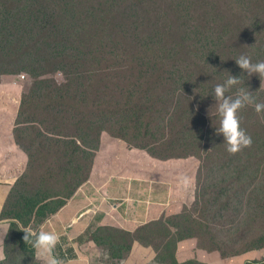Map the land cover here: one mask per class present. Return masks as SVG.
I'll list each match as a JSON object with an SVG mask.
<instances>
[{
  "label": "trees",
  "instance_id": "obj_1",
  "mask_svg": "<svg viewBox=\"0 0 264 264\" xmlns=\"http://www.w3.org/2000/svg\"><path fill=\"white\" fill-rule=\"evenodd\" d=\"M158 1L164 3L162 27L153 20L158 11L155 9ZM226 1L61 0L62 9L59 10L52 8L48 1L39 7L35 0H0V46L16 64L14 73L6 69L7 63L2 64L0 84L8 73H29L34 78L31 87L21 95V109L15 128L17 145L23 150L20 154L28 157L29 164L14 187L3 213H0V224H11L8 241L13 242L11 246H6L7 259L2 264L14 260L17 264H35V250L31 244L24 242L25 233L21 228L41 230L93 181L105 132L131 147L139 148L137 150L151 159L200 158L203 163L199 182L202 181L206 161L212 160L215 169L226 170L220 178L233 179L235 185L241 169L236 159L264 153V123H258L257 116L260 115L251 105L240 109L237 115L241 128L251 136L252 144L230 155L226 151L223 135L216 132L220 117L213 106V95L207 94V86L199 90L189 89L191 78L208 79V75L199 65L194 72L191 64L182 60L202 57L205 51H209L210 57L215 55L216 42L209 35L208 27L213 22L220 25L215 16L228 9ZM253 4L258 10L255 25L259 29L264 24V0H253ZM198 10L213 15L212 20L200 17ZM139 21L147 24L149 37L142 38L140 33L135 32ZM123 25L128 27L135 39L145 42L146 55L138 57L137 61L132 59L127 73L135 75L134 64L137 63L142 77H136L130 85L126 79L118 81L110 75V71L118 69L119 59L123 63L124 60L118 57L116 49H108V40L112 37L106 35V31L115 32ZM243 29L250 30V25H243ZM252 33L249 32V35ZM38 34L42 38L35 42ZM254 38L257 42L261 36ZM15 45H18L15 53L19 58L11 54ZM140 49L139 46L137 51ZM43 53L48 56L44 61ZM238 57H231L235 62L234 69L225 67L222 73L216 74L217 78L210 77L212 90L230 75L239 77L240 83L226 92V96L235 98L239 89L250 91L263 88L261 83L252 81L240 69L235 60ZM250 58L253 63L260 61ZM172 63L177 64L173 70L167 71ZM45 64L59 70L63 76L46 77L48 69ZM150 72L162 79L153 89L145 90L143 79ZM251 95L256 102L260 100L257 94ZM4 97L0 94V100ZM206 104L208 112L204 111ZM92 105L93 111L89 110ZM66 110H76L78 116L83 117L72 123L65 115ZM234 168L237 170L235 174L232 173ZM206 186L198 195V200L200 196L205 203L210 201L214 190V187ZM251 191L256 193L261 189L253 187ZM231 197L229 195L225 203H232ZM221 198L219 193L216 200ZM219 205L220 210L227 208L226 204ZM182 220L189 223L191 217L179 214L173 220L168 218L167 221L143 225L136 231L115 225H100L90 237L95 243L92 251L96 259L120 263L139 253L137 244L140 243L142 251L146 247L154 250L157 260L164 264L168 261L171 264H205L195 258L183 262L178 259L179 244L198 236L192 226L199 224L192 221L191 225H184ZM156 225H163L162 231L166 232L164 236L167 238L163 237L162 244L156 243L149 235L158 233ZM174 226L178 228L176 232ZM66 246L67 243L59 244L56 252L65 264H69L68 261L74 259L77 252L74 246L68 250ZM263 247L264 237H257L236 254ZM246 264H264V258Z\"/></svg>",
  "mask_w": 264,
  "mask_h": 264
},
{
  "label": "rangeland",
  "instance_id": "obj_2",
  "mask_svg": "<svg viewBox=\"0 0 264 264\" xmlns=\"http://www.w3.org/2000/svg\"><path fill=\"white\" fill-rule=\"evenodd\" d=\"M46 1L49 2L52 8L59 10L62 9L61 0H35V3L41 7ZM239 1L241 3V7L239 6ZM226 4L229 10L226 9L215 16V21H220V25H214L213 22V25H209L208 27L209 35L216 42L215 55L210 57L211 54L209 55V51H205L202 57H197L196 59L183 58L182 60L186 64H191V68L194 72L197 71V65H199L203 69V73L208 75L209 80L206 77L205 79L191 78L189 85L190 90H192V88L199 90L207 86V94H211L212 83L210 77L214 76L217 78L216 74L222 73L225 67L234 69L235 62L232 59L234 56H240L243 54L249 57L257 58L260 61H264V24L261 25L259 29H256L255 15L257 14L258 10L253 4V0H227ZM163 5L164 3L162 1H158V5L155 8L158 11L153 16V20L157 22L160 27H162L164 23V20H162L163 13L165 12ZM168 13L171 14V11ZM197 13H199L200 17H207V19L212 20L213 15H207L203 10H198ZM245 24L250 25V30L243 29V25ZM146 26V23L142 24V21H139V28L137 31H135L136 33H140L142 38L149 37V29ZM175 28L178 29L176 24ZM249 32L253 33L249 35ZM106 35L109 37L111 36L113 39L112 40L110 38L108 40V49L110 50L111 47L116 49L118 51V57L123 58L125 63L124 64L123 61L119 59L117 67L118 69L110 71V75L114 78H117L118 81L126 79L130 85L132 80L136 79V77H142L140 66L137 63L134 64L135 75L127 73L131 69L130 63L132 59L137 61L138 57L146 55L144 46L145 42H140L139 39H135L126 25H123L122 29H118L115 32L107 30ZM257 35L261 36V38L255 42L254 40L256 39L254 37H258ZM40 37L41 34H38L37 40L35 42H38ZM139 46L141 49L137 51ZM17 49L18 45H15L14 52H11L10 50L9 52L13 54V57L19 58L20 56L15 53ZM3 52L4 50L0 46V69H2L3 63H7L6 69L12 71L11 73H14L13 71H15L16 64L13 63V60L9 59ZM42 56L45 57L46 53H43ZM47 58L48 56L42 59V61L46 60ZM176 64L177 63H172L168 67L167 71L173 70ZM46 68L48 69L46 72V77L56 78L63 76L59 70L52 66L47 67L46 65ZM11 73L5 74L7 76L3 77L2 82H5L4 85L6 86L11 84V88L15 90L13 92L15 96L17 93H20V95L24 93V91L31 87L32 83L34 82V78H32L29 73ZM152 73L153 72H150V74L143 79L145 90L153 89L161 82L160 80L162 77H154ZM196 74L197 73H194V75ZM23 76H25V78ZM250 78L252 81L261 83L260 78L257 76L252 75ZM262 86V89H250L251 94H257V98L260 99L257 102H264V84H262ZM212 102L213 106L218 109L215 99L212 100ZM89 110H94L93 105L89 108ZM204 111L208 112L207 104ZM65 115L72 120V123L83 117L78 116V112L76 110H66ZM257 121L258 123L261 122L260 116H257ZM246 125L249 126L247 122ZM137 149L139 148L131 147L127 142L117 139L110 133L105 132L103 136L102 151L98 159L97 170L101 174L107 175L108 180L110 179V176H116L115 174L120 173L122 168L125 167L128 168L125 170H130L129 174L134 175L136 172L134 167L135 163L139 165L136 168L137 170L141 168L152 170L158 169L161 173H179V175H173L172 177L173 186H175L179 196L184 195V198L181 199V201L186 203H182L183 211L181 214L191 217L189 223H186L183 220L181 222L184 223V225H191L193 223L192 221L196 222L195 224H199L198 226H192L193 230L197 232L196 235H198L195 240H192V243H196L198 248L204 249L213 256H218V254H221L224 257H231L228 258V263L232 260L233 262L236 260H238V262H242V259H240L239 256H236L238 255L236 253L245 249L251 240L257 237H264V153L257 155V157H253L254 155H251L249 158L236 159L235 162L241 166V169L239 170V178L236 181V184L233 185V179L223 180L220 178V174L226 170H222L220 168L215 169L212 160L206 161V169L201 176L202 181L199 182L198 178L200 176V170L203 163L200 158L191 156L188 158H175L168 161H163L160 159H151L146 153L140 152V150ZM106 161H108L109 164H107ZM253 164H255V167ZM186 173H192L193 176L191 177L182 175ZM232 173H237V170L235 168L232 169ZM141 178L147 179L149 177L143 173ZM179 179H184L187 181L185 184L189 186L185 189L189 187L191 188L184 192L181 187H178L177 180ZM108 180L105 183H107ZM140 184L143 185V180L140 181ZM146 185L147 184H145V186ZM36 186H38V182L35 187ZM205 186L214 187V190L210 195V201L207 203H205L200 196L198 200L199 192ZM253 187L259 188L261 191L253 193L251 191ZM219 193L222 198L221 200H216ZM229 195L233 196L230 198L232 203H225V199ZM171 203L174 204L173 201ZM219 204H226L227 208H222L220 210L221 206ZM181 208V203H178L176 212H179ZM177 215H179V213H175L169 217L164 216V219L162 218V220L167 221L168 218L173 220V218ZM169 226L171 227V225ZM97 227L98 225H96L95 230ZM154 227L158 228V233L156 235H149L155 239L156 243L162 244L165 240L163 237L167 238L164 236L166 232L162 231L164 227L163 225H156ZM10 228V223H5L2 225L0 224V234H3L5 230H8L7 237L5 240L3 239L4 242H0V247L5 246L6 252V246H11L13 244V242L8 241ZM173 230L176 232L178 228L174 226ZM93 231L91 232L93 233ZM212 238H214L216 241H213ZM78 240L80 242H85L83 236H81V238ZM70 246L73 245L70 241H68L66 248ZM220 248L225 250V253L221 251ZM257 250L259 251L256 256H261L260 258L263 259L264 247ZM71 256L72 255L70 254L69 257ZM260 258L256 260H261ZM18 259L22 260L21 258ZM110 259L111 258H109V260ZM158 262L159 261L149 264H161V262ZM8 264H17V262L14 260ZM166 264H171V262L168 261Z\"/></svg>",
  "mask_w": 264,
  "mask_h": 264
},
{
  "label": "crops",
  "instance_id": "obj_3",
  "mask_svg": "<svg viewBox=\"0 0 264 264\" xmlns=\"http://www.w3.org/2000/svg\"><path fill=\"white\" fill-rule=\"evenodd\" d=\"M4 83L0 84V94L5 95L0 100L2 103L0 106V213H3L14 187L29 164L28 157L20 154L23 150H20L15 138L22 94L15 97L13 93L15 90L11 88V84L8 83L9 85L6 86ZM106 163L109 164L108 161ZM138 166L134 164L136 170L134 175L129 174L130 170H125L128 169L125 167L120 173L115 174L116 176H110L109 180L107 175L97 170L93 181L83 188L76 199L42 227L44 231L59 235L60 241L57 246L61 243L66 244L68 241L72 243L77 253L74 259L68 261L69 264H149L158 261L154 250L146 247L142 251L140 243L137 244L140 252L120 263L114 261L109 263L104 258L96 259L92 251L95 243L90 237L96 225H115L136 231L143 225L162 220L164 216L182 213V203H186L181 201L184 195H178L172 180L173 175H179V173H161L158 169L141 167L137 170ZM143 173L149 178H141ZM182 175L193 176L192 173ZM107 180L108 182L105 183ZM141 180L143 185L140 184ZM177 182L178 187H181L184 192L191 188L185 189L189 185L185 184L184 179H179ZM177 200L182 206L179 212H176ZM172 201L174 204L171 203ZM7 235L3 238L4 240ZM81 236L85 242L78 240ZM196 238L185 239L179 244L177 257L181 262L195 258L205 264H246L261 257L256 256L259 250L255 249L236 255L242 259V262L232 260L228 263L227 260L231 257H224L221 254L213 256L204 249L198 248L196 243H192V240ZM71 247H67L66 250ZM2 248L7 256L5 246L0 247ZM56 257L59 259L58 256ZM161 264L164 263L161 262Z\"/></svg>",
  "mask_w": 264,
  "mask_h": 264
},
{
  "label": "clouds",
  "instance_id": "obj_4",
  "mask_svg": "<svg viewBox=\"0 0 264 264\" xmlns=\"http://www.w3.org/2000/svg\"><path fill=\"white\" fill-rule=\"evenodd\" d=\"M235 60L240 69L246 72L249 77L256 74L261 80V86L264 84V61L253 63L249 56L243 54ZM238 83H240L239 77L230 75L223 84L215 85L211 92L218 105L217 113L220 117V124L219 127H216V132L223 135L226 151L230 155H235L252 144L251 136L240 126V119L237 115L240 109L249 105L253 106L254 111L260 115L261 123H264V102H256L251 91L239 89L235 98L226 96V92ZM185 183H187L186 180ZM21 229L25 233L24 242L31 244L35 250L33 254L35 264H65L64 259L60 258L56 252V246L60 241L59 235L55 232L44 231L43 228L39 231L32 230L30 227ZM7 231L0 234V242H3ZM54 250L60 260L54 255ZM6 259L7 256L0 249V264Z\"/></svg>",
  "mask_w": 264,
  "mask_h": 264
},
{
  "label": "built area",
  "instance_id": "obj_5",
  "mask_svg": "<svg viewBox=\"0 0 264 264\" xmlns=\"http://www.w3.org/2000/svg\"><path fill=\"white\" fill-rule=\"evenodd\" d=\"M25 78V76H23Z\"/></svg>",
  "mask_w": 264,
  "mask_h": 264
}]
</instances>
